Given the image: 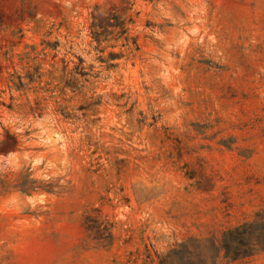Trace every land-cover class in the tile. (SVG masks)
I'll return each mask as SVG.
<instances>
[{"label":"rangeland","instance_id":"1","mask_svg":"<svg viewBox=\"0 0 264 264\" xmlns=\"http://www.w3.org/2000/svg\"><path fill=\"white\" fill-rule=\"evenodd\" d=\"M0 264H264V0H0Z\"/></svg>","mask_w":264,"mask_h":264}]
</instances>
